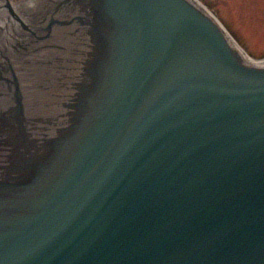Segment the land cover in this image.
<instances>
[{
    "label": "water",
    "instance_id": "1",
    "mask_svg": "<svg viewBox=\"0 0 264 264\" xmlns=\"http://www.w3.org/2000/svg\"><path fill=\"white\" fill-rule=\"evenodd\" d=\"M6 2L0 264H264V58L199 0Z\"/></svg>",
    "mask_w": 264,
    "mask_h": 264
},
{
    "label": "rangeland",
    "instance_id": "2",
    "mask_svg": "<svg viewBox=\"0 0 264 264\" xmlns=\"http://www.w3.org/2000/svg\"><path fill=\"white\" fill-rule=\"evenodd\" d=\"M6 8L7 0H0ZM11 5L27 0H9ZM253 58H264V0H199Z\"/></svg>",
    "mask_w": 264,
    "mask_h": 264
},
{
    "label": "bare ground",
    "instance_id": "3",
    "mask_svg": "<svg viewBox=\"0 0 264 264\" xmlns=\"http://www.w3.org/2000/svg\"><path fill=\"white\" fill-rule=\"evenodd\" d=\"M33 3V0H27L25 2L14 4L13 9L15 12L20 13L25 10ZM12 17L10 16L8 10L3 8V3L0 1V29L2 26H5L6 22L11 23Z\"/></svg>",
    "mask_w": 264,
    "mask_h": 264
}]
</instances>
